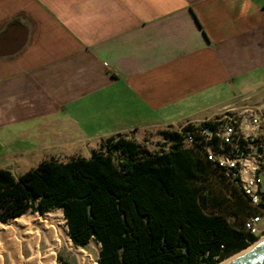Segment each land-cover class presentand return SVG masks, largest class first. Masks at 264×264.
<instances>
[{
	"label": "crops",
	"instance_id": "crops-1",
	"mask_svg": "<svg viewBox=\"0 0 264 264\" xmlns=\"http://www.w3.org/2000/svg\"><path fill=\"white\" fill-rule=\"evenodd\" d=\"M245 104H264V0H0V169L17 177Z\"/></svg>",
	"mask_w": 264,
	"mask_h": 264
},
{
	"label": "trees",
	"instance_id": "trees-1",
	"mask_svg": "<svg viewBox=\"0 0 264 264\" xmlns=\"http://www.w3.org/2000/svg\"><path fill=\"white\" fill-rule=\"evenodd\" d=\"M166 137L158 152L119 134L89 158L0 169V222L62 210L74 246L100 245L98 264H221L257 243L245 222L262 209L180 132Z\"/></svg>",
	"mask_w": 264,
	"mask_h": 264
},
{
	"label": "built area",
	"instance_id": "built-area-1",
	"mask_svg": "<svg viewBox=\"0 0 264 264\" xmlns=\"http://www.w3.org/2000/svg\"><path fill=\"white\" fill-rule=\"evenodd\" d=\"M245 99L244 101H248ZM179 129L187 146L196 148L225 179L262 212L245 228L264 236V104L229 106L218 114Z\"/></svg>",
	"mask_w": 264,
	"mask_h": 264
},
{
	"label": "bare ground",
	"instance_id": "bare-ground-1",
	"mask_svg": "<svg viewBox=\"0 0 264 264\" xmlns=\"http://www.w3.org/2000/svg\"><path fill=\"white\" fill-rule=\"evenodd\" d=\"M47 219L52 222L54 218L49 215ZM48 223L38 218L36 214L29 213L12 223L3 225L1 235L6 241L3 246L0 245V254L5 253L10 264H56V251L66 248L74 254L77 264H98L83 249L72 244L66 227L55 228L48 226ZM0 226L2 227L1 223ZM16 231L21 234L22 242L26 244L28 259L23 257L20 240L14 237ZM91 242L98 246L99 250L101 249L95 240ZM41 243L46 248L43 252L40 250ZM0 264H2L1 256Z\"/></svg>",
	"mask_w": 264,
	"mask_h": 264
},
{
	"label": "rangeland",
	"instance_id": "rangeland-1",
	"mask_svg": "<svg viewBox=\"0 0 264 264\" xmlns=\"http://www.w3.org/2000/svg\"><path fill=\"white\" fill-rule=\"evenodd\" d=\"M221 111H218L216 113V115L219 116L218 114H220ZM196 124H199V123H196ZM180 128H181V126H170V127L157 128V129L147 131V132H139V133H135L134 135L133 134L128 135V139L142 145L143 147H145L146 149H148L151 152H158V151H161L164 149H169L172 146L173 142L171 140L167 139L166 134L167 133H177V132H179ZM104 145H105V140L100 141L96 146V150L101 149ZM83 155L85 157H88V158L91 157L89 150L84 151ZM123 159H124V157L122 155H116L115 156V160L117 163H119ZM29 213L36 214V213H33L32 211H29L25 214H29ZM49 215H51L54 218L52 222L48 221V219H47ZM36 216L38 218L44 220V221L49 222L48 226H52L55 228L66 227V222L64 220L62 210L52 211L43 217H41L38 214H36ZM12 222L13 221L8 222V223H1L0 222L2 224V227L0 226V232H1L0 233V245H2V246L6 241L5 237L1 235V234H3V225L9 224ZM263 225H264V222H263ZM17 233H18L17 231L14 233V237L16 239L20 240L21 246H22L23 257L25 259H28L29 254H28L27 249H26V244L24 242H22L21 234L20 233L17 234ZM263 239H264V236H262L259 241H261ZM45 249H46L45 245L43 243H41L40 244L41 252H43ZM81 249H83L94 262L98 263V260L100 257V250H99L98 246H96L94 243H92L90 241V243L85 248H81ZM246 250H244V251H246ZM0 256L2 258V264H10L8 257L5 253L2 252L0 254ZM59 257L61 258V260L63 262H65L67 264H77V260H76V257L74 256V254L72 252H69L66 248L56 251V264H59V260H58Z\"/></svg>",
	"mask_w": 264,
	"mask_h": 264
},
{
	"label": "water",
	"instance_id": "water-1",
	"mask_svg": "<svg viewBox=\"0 0 264 264\" xmlns=\"http://www.w3.org/2000/svg\"><path fill=\"white\" fill-rule=\"evenodd\" d=\"M222 264H264V240L255 243L246 251L231 257Z\"/></svg>",
	"mask_w": 264,
	"mask_h": 264
}]
</instances>
